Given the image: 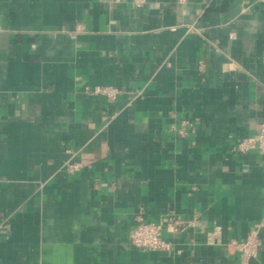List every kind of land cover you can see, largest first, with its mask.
Segmentation results:
<instances>
[{
	"label": "crops",
	"instance_id": "crops-1",
	"mask_svg": "<svg viewBox=\"0 0 264 264\" xmlns=\"http://www.w3.org/2000/svg\"><path fill=\"white\" fill-rule=\"evenodd\" d=\"M263 121L264 0H0V264H264Z\"/></svg>",
	"mask_w": 264,
	"mask_h": 264
},
{
	"label": "built area",
	"instance_id": "built-area-1",
	"mask_svg": "<svg viewBox=\"0 0 264 264\" xmlns=\"http://www.w3.org/2000/svg\"><path fill=\"white\" fill-rule=\"evenodd\" d=\"M95 92L103 93L110 98H114L117 90L113 87H98L95 89ZM236 150L242 153L257 150L264 155V121L255 134L237 142ZM80 167L81 164L78 163L69 165L71 171H77ZM189 225L190 222L173 220V218L157 222L139 218L131 234V241L132 244L143 249L171 250L173 246L172 243L166 239L165 232H181ZM261 227L262 224H258L254 227L243 241L230 240L224 244L228 251H239L241 253L240 264H249L252 259L258 256L261 246ZM216 234L218 233L214 232V234L210 236L211 242H220Z\"/></svg>",
	"mask_w": 264,
	"mask_h": 264
}]
</instances>
